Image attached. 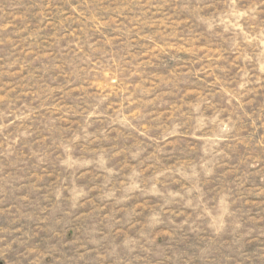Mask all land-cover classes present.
<instances>
[{"label": "rangeland", "instance_id": "374dc122", "mask_svg": "<svg viewBox=\"0 0 264 264\" xmlns=\"http://www.w3.org/2000/svg\"><path fill=\"white\" fill-rule=\"evenodd\" d=\"M0 264H264V0H0Z\"/></svg>", "mask_w": 264, "mask_h": 264}]
</instances>
